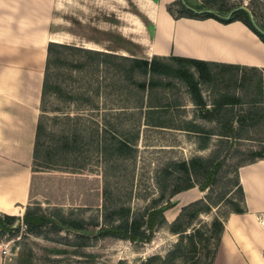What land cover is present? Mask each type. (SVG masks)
Listing matches in <instances>:
<instances>
[{"label":"trees","instance_id":"1","mask_svg":"<svg viewBox=\"0 0 264 264\" xmlns=\"http://www.w3.org/2000/svg\"><path fill=\"white\" fill-rule=\"evenodd\" d=\"M229 2L230 0H203V7H192L186 0H176L165 9L174 20L214 19L222 24L239 21L264 44V28L253 20L256 14L241 9V4ZM204 10H211L212 13H197ZM230 13V19L226 20L225 17ZM48 47L74 48L87 56L114 58L64 45L49 44ZM122 60L136 61L146 67L147 81L143 89L145 100L142 104L117 107L114 103L101 102L96 93L63 92L43 85L32 148V172L88 171L101 176V222H87L53 207L48 217L57 224H51L49 219L41 224L25 221V234L40 236L43 228L47 232L61 233V226L78 232L84 231L88 225L98 229L91 237L74 235V240L81 242L77 245L80 248L104 239L149 244L153 241L155 232L165 229L178 238L165 256V264H173L177 260H181L183 264H212L228 215L222 216L224 220L217 215L211 223H204L201 216L211 214L214 208L219 209L224 201L213 200L210 195H205L183 206L171 223L167 222L165 213L176 206L173 200L180 193L195 188L201 192H209L221 177H226L229 169L227 161L237 152L235 150L239 142L257 141L263 146L261 151L249 152L251 160L246 165L264 160V82L258 80L255 83L252 79L242 77L237 85H214L210 104L205 100L200 85V82L205 83L211 79V72L216 68L255 73H264V69L171 55L153 56L149 62ZM190 68L195 70L197 79ZM178 84L200 113L201 117L198 118L210 124V128L198 125L195 120L179 118L174 121L170 118L172 110L179 106L174 99H170L173 96L171 92L180 90ZM146 129L164 132L177 130L193 135L199 138L200 150L208 149L212 137L217 141L207 157L170 161L156 171V196L148 200L144 207L132 211L130 198L122 197V187L134 175L138 140ZM254 135L263 139H254ZM242 166H235L230 171L234 177H226L225 180V186L232 188L230 195L233 197L228 201L231 214L237 215L243 214L245 208V196L238 179V169ZM36 214L37 210H25L28 218ZM17 221V217L0 213V243L6 236L11 239L18 237L21 227L19 224L14 226Z\"/></svg>","mask_w":264,"mask_h":264},{"label":"rangeland","instance_id":"2","mask_svg":"<svg viewBox=\"0 0 264 264\" xmlns=\"http://www.w3.org/2000/svg\"><path fill=\"white\" fill-rule=\"evenodd\" d=\"M229 3L241 4L249 12L252 11L256 14V18L253 20L264 28V0H252L251 2L230 0ZM76 50L47 46L45 63L39 79L37 73H32L28 75L25 83L15 81L16 83L13 84L8 78L9 80L6 82L8 85L4 86L14 85L15 89L12 93L24 97H26L25 94L28 95L29 87L24 88L22 85H40V91L43 85H47L50 89H59L63 92L96 93L101 102L114 103V106L132 107L144 102L145 90L143 91V89L147 81L144 64L100 55L87 56ZM190 72L197 79L193 68H190ZM211 73V79L208 82H200L203 96L208 104L213 99L214 85H219V87L221 85H237L242 77L252 79L255 83L258 80L264 82V73L260 72H236L216 68ZM6 76L12 75L3 74L1 77L0 74V80H4ZM13 77L17 80L16 76ZM178 85L180 90L171 92L173 96L171 95L170 99H174L173 101L179 106H175L176 110H172L170 118L174 121L179 118L195 120L198 125L210 128V124H206L198 118L201 117L200 113L183 93V87ZM254 136V139H263L259 135ZM216 141L215 137H212L208 149L200 150L199 138L185 132L143 130L138 140L134 175L122 187L123 199L125 196L130 198L129 204L132 211L144 207L148 200L156 196L157 189L154 185V177H158L155 175L156 171L170 161H183L196 156L207 157ZM261 147L263 146L259 145L257 141L239 142L235 150L237 152L230 161H227V169H229L228 171L224 170L227 171L226 177H234L230 171L235 166L246 165L251 160L249 152L261 151ZM33 173L30 201L25 208H29L30 211L37 210V214L28 218L25 216L26 209L17 211L14 217H17L16 223L21 227V231L17 238L11 239L7 236L2 238L0 264H165L166 254L178 241L177 236L171 235L165 229L155 232L153 241L149 244L104 239L80 248L77 245L81 242L74 240V235L91 237L97 233L98 229L88 225L84 231L78 232L61 226L63 230L61 233L47 232L43 228L40 236L25 234L23 224L25 221L41 224L49 219L48 215L53 207L60 208L64 214L71 213L72 217L81 218L87 222H101L102 181L98 173L88 171L77 173L39 171ZM226 177H221L217 185L209 192H201L195 188L177 195L175 198V201L178 202L177 205L165 213L167 222L171 223L183 206L194 199L203 198L205 195H210L213 200L224 202L219 209H212L211 214L201 216L204 223H211L217 215L221 219L226 214L229 216L232 211H230L228 201L233 196L230 195L232 188L225 186ZM177 197L178 200H176ZM77 209L79 211H76ZM262 220L264 231V219L262 218ZM49 221L51 224H57L54 220L49 219ZM223 233L212 264H248L247 253L239 250L233 243V229L226 228ZM5 245L10 249V255L6 258L2 254ZM261 253L263 256L264 251ZM151 259L152 261H150ZM173 264H183V262L177 260Z\"/></svg>","mask_w":264,"mask_h":264},{"label":"crops","instance_id":"3","mask_svg":"<svg viewBox=\"0 0 264 264\" xmlns=\"http://www.w3.org/2000/svg\"><path fill=\"white\" fill-rule=\"evenodd\" d=\"M175 1L0 0V74L1 77L3 74L12 75L0 80L1 213L15 216L18 210H25L30 201L34 176L31 171L32 148L41 88L40 85H22L29 87V93L24 97L12 93L14 85H4H8V78L13 84L15 81L25 83L32 73H37L39 79L49 44L75 47L117 59L149 62L153 56L171 55L264 69V44L241 22L222 24L214 19L174 20L165 7ZM186 2L192 7L204 6L203 0ZM241 9L247 10L243 6ZM204 12L212 13L211 10L197 13ZM233 23L243 28L245 33L241 39H232L223 33L222 30ZM205 25L208 30L203 28ZM184 37L194 42L192 45H198L195 47H199V40L207 48L225 44L249 56L252 62L247 64L196 56L179 45L184 44L181 42ZM263 164L264 160H260L238 169L239 183L245 196L244 213L230 214L224 224V230L233 229V243L247 253L248 264H264L261 253L264 251Z\"/></svg>","mask_w":264,"mask_h":264},{"label":"bare ground","instance_id":"4","mask_svg":"<svg viewBox=\"0 0 264 264\" xmlns=\"http://www.w3.org/2000/svg\"><path fill=\"white\" fill-rule=\"evenodd\" d=\"M203 28H206V30L209 29L207 25H205ZM222 31L227 36L232 37V39L233 38L234 39H237V38L241 39L242 36H244V33H245L243 28H241V26H239L236 23L230 24L229 26H227ZM207 33H210L211 35H215V36L218 35V34H215L214 32H207ZM231 41H233V40H231ZM181 42H184V44L182 45V44L179 43V45L185 51L193 53L194 55L199 56V57L209 56V57H212L214 59H219V60H222V61L245 62L247 64L252 62V60H251V58L249 56H247V55L243 54L242 52H239L238 50H235V48L227 46L225 44H222V45L216 44L215 46L209 45L210 47L207 48V45L204 44V43H201L202 41L200 42V40H199V47H195V46H198V45H194V44L192 45V43H194V42L190 41L186 37H184V40H182ZM89 45H92V44H89ZM189 45H191V47H189ZM95 47L97 48L99 46H95ZM263 167H264V164H263Z\"/></svg>","mask_w":264,"mask_h":264},{"label":"built area","instance_id":"5","mask_svg":"<svg viewBox=\"0 0 264 264\" xmlns=\"http://www.w3.org/2000/svg\"><path fill=\"white\" fill-rule=\"evenodd\" d=\"M2 254L4 255L5 258L10 255V249L6 245L2 249Z\"/></svg>","mask_w":264,"mask_h":264},{"label":"water","instance_id":"6","mask_svg":"<svg viewBox=\"0 0 264 264\" xmlns=\"http://www.w3.org/2000/svg\"><path fill=\"white\" fill-rule=\"evenodd\" d=\"M231 15H232V13H230V14H229L227 17H225V19H226V20H229V19H230V17H231ZM255 27H256V26H255ZM256 29H257V30H259L257 27H256ZM182 193H183V192H182ZM179 195H180V194H179ZM175 198H176V197H175ZM176 200H178V197H177V199H176ZM173 201H174V202H176V201H175V199H174ZM177 203H178V202H176V205H177ZM17 224H18V223H15V225H14V226H16Z\"/></svg>","mask_w":264,"mask_h":264}]
</instances>
